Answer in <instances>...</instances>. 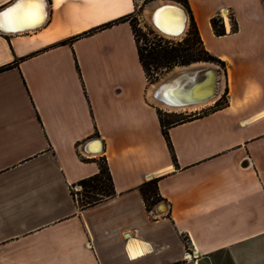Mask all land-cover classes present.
<instances>
[{"label":"crops","instance_id":"1","mask_svg":"<svg viewBox=\"0 0 264 264\" xmlns=\"http://www.w3.org/2000/svg\"><path fill=\"white\" fill-rule=\"evenodd\" d=\"M135 1L157 0H47L39 28L0 31V264H264V0H170L218 59L225 99L163 126L118 20ZM100 163L114 194L80 207Z\"/></svg>","mask_w":264,"mask_h":264},{"label":"bare ground","instance_id":"2","mask_svg":"<svg viewBox=\"0 0 264 264\" xmlns=\"http://www.w3.org/2000/svg\"><path fill=\"white\" fill-rule=\"evenodd\" d=\"M173 3L175 2L165 0L153 1L147 5L145 16L155 32L168 38H180L185 33L189 21L187 10L181 6V4L175 3L178 5L177 8L171 6H165L162 8L168 9V11L163 14L164 17L170 19L174 18L176 21V23L169 26L168 31L158 27L156 22L160 18L157 17V13L161 9L153 12V9L156 6ZM12 7H15V4L3 9L1 12H6ZM48 13V2L47 0H44V15L39 23L26 26L19 25L18 28H15L11 25L13 17H10L5 22L4 28L0 29V31L23 32L25 30L39 28L46 22ZM223 14L225 15V12H223ZM182 30L183 33H181ZM209 64L212 63L198 62L193 63L192 65L174 68L165 74L164 77L159 80V83L150 87L149 95L151 100H154L157 105L168 111L196 110L207 104L214 103L223 91L224 79L218 66L215 63H213V65ZM209 67H217L218 73L216 70L213 73L208 71L207 68Z\"/></svg>","mask_w":264,"mask_h":264},{"label":"trees","instance_id":"3","mask_svg":"<svg viewBox=\"0 0 264 264\" xmlns=\"http://www.w3.org/2000/svg\"><path fill=\"white\" fill-rule=\"evenodd\" d=\"M132 16L130 18V15H127L118 20L129 21L132 28V32L136 40L139 59L147 76H148V69L153 64H155L156 67L161 66L162 68H166V67L169 68L176 63L181 65H186L198 60L218 61V59L210 55L204 48L197 26L195 25L193 19H191L190 25L185 35L180 41L173 43L170 40L163 39L161 37L159 38L156 37V43L151 42L149 47L145 45V47H143L142 49V47H140L138 44V39L136 38V34H135L136 27L134 24L135 22L132 19ZM111 23L112 22L106 23L100 27H106ZM211 25L216 35H222L225 33L224 26L220 18H215V17L212 18ZM235 29H236V24L233 23L232 30ZM152 33H153L152 30H148V32L146 33L143 32L141 36H143V38L147 40L146 35ZM221 98L222 97H220L219 100ZM219 100H217V102H219ZM160 121L162 123V126L166 124L165 119L161 116V114H160ZM163 134L167 139V132L165 130H163ZM78 185L82 187L83 192L82 193L75 192L74 194H76V198L80 207H87L93 205L103 200L104 198L110 197L114 194V188H113L111 176L105 163H100L98 173L86 177L84 179H81L78 182ZM155 189H156L155 185L149 186L146 189L142 188V193L146 201L148 200L149 195H153L155 193Z\"/></svg>","mask_w":264,"mask_h":264},{"label":"rangeland","instance_id":"4","mask_svg":"<svg viewBox=\"0 0 264 264\" xmlns=\"http://www.w3.org/2000/svg\"><path fill=\"white\" fill-rule=\"evenodd\" d=\"M137 7H136V10L135 12L133 13V16H132V19L134 20V24H135V27H136V30H135V34H136V38L138 39V43H139V46L142 47H145V45L147 47H149V43L151 42H154L156 43V33H152V34H147L146 37H147V40H145L143 38V36H141V34L144 32H148V30H151L149 27H148V23H147V18L145 16V12H146V9H147V5L149 3H146V2H143V1H135ZM230 18L232 19V16H230ZM173 43H176L177 41H180L181 39L180 38H170ZM146 43V44H145ZM145 51V50H144ZM198 62H213L215 64H218L216 61H204V60H201V61H194V62H191L189 64H186V65H181V64H173L171 67L169 68H162L161 66H158L156 67L155 64L151 65L148 69V79L149 81H151V83H148L149 87H151L152 85H155L157 83H159V80L161 78L164 77L165 74H167L168 72H170L171 70H173L174 68L176 67H180V66H188V65H192L193 63H198ZM220 97H222L219 102H214V103H210V104H207L205 105L204 107L202 108H198L196 110H179V111H168L167 109L165 108H162L160 110V114L161 116L165 119V122L167 121H179V120H185L189 117H193V116H196L197 114H200L202 112H205L207 110H210L214 107H217L219 105H223L224 103V99H225V94H223V91L220 95ZM151 100V99H150ZM152 101V100H151ZM154 102V100H153ZM166 113H171L169 118L166 117ZM165 115V116H164ZM77 186H80V185H77ZM76 186V187H77ZM78 190H76V192L78 193H82L83 192V189L82 187L80 186L79 188H77Z\"/></svg>","mask_w":264,"mask_h":264},{"label":"snow or ice","instance_id":"5","mask_svg":"<svg viewBox=\"0 0 264 264\" xmlns=\"http://www.w3.org/2000/svg\"><path fill=\"white\" fill-rule=\"evenodd\" d=\"M168 9H161L157 13L160 17L156 22L158 27L165 31L169 30V26L176 23L174 18L164 17L163 14ZM44 15V0H15V7L10 8L6 12H0V29L4 28L5 22L10 17L18 20H24L30 23H39Z\"/></svg>","mask_w":264,"mask_h":264},{"label":"water","instance_id":"6","mask_svg":"<svg viewBox=\"0 0 264 264\" xmlns=\"http://www.w3.org/2000/svg\"><path fill=\"white\" fill-rule=\"evenodd\" d=\"M165 1H170V0H165ZM172 2H175V3H178V2H176V1H172ZM175 3H173V4H164V5H160V6H156L154 9H153V12L155 11V10H160V9H162V8H164L165 6H171V7H174V8H177L178 7V5L177 4H175ZM15 4V0L10 4V5H8V6H6L4 9H6L7 7H11V6H13ZM178 4H180V3H178ZM182 6V5H181ZM181 33H183V30L181 31ZM166 35H170V34H166ZM179 35V34H178ZM209 65H213V62H212V64H209ZM217 65V64H216ZM218 66V65H217ZM218 69H219V71L223 74V70L220 68V66H218ZM206 70V69H205ZM207 70L208 71H211L212 73L213 72H215V70L217 71V67H209V68H207ZM217 73H218V71H217ZM221 95V94H220ZM220 95H219V97H220ZM219 97H217V99L219 98ZM216 99V100H217ZM191 103V102H190Z\"/></svg>","mask_w":264,"mask_h":264},{"label":"built area","instance_id":"7","mask_svg":"<svg viewBox=\"0 0 264 264\" xmlns=\"http://www.w3.org/2000/svg\"><path fill=\"white\" fill-rule=\"evenodd\" d=\"M136 7H137V5H136ZM227 11H225V15L223 14V12H221L220 13V17H221V19H223V18H225V16H228V12L226 13ZM147 23H148V21H147ZM154 33H156L155 32V30L152 28L151 29ZM185 34V33H184ZM153 35V34H152ZM156 36H157V38H159V37H161V38H163V39H167V40H171L170 39V37L168 38V37H165V36H163V35H160L159 33H156ZM183 38V35L180 37V39H182ZM173 39V38H172ZM139 44V43H138ZM151 43H149L148 45H150ZM153 44V43H152ZM146 78H147V83H151V81H149V79H148V76L146 75ZM220 98V97H219ZM218 100V99H217ZM216 100V101H217ZM84 158L85 157H89L88 155H82ZM80 186H77L76 187V189H75V192H76V190H78L77 188H79ZM192 254H193V252H186L185 253V255H184V258H186V259H189V258H191V256H192Z\"/></svg>","mask_w":264,"mask_h":264}]
</instances>
